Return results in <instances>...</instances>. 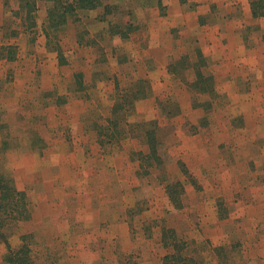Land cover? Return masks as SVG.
Wrapping results in <instances>:
<instances>
[{
	"label": "rangeland",
	"instance_id": "rangeland-1",
	"mask_svg": "<svg viewBox=\"0 0 264 264\" xmlns=\"http://www.w3.org/2000/svg\"><path fill=\"white\" fill-rule=\"evenodd\" d=\"M102 3L108 13L101 5L44 29L57 51L48 70L42 54L0 55V173L31 210L11 246L30 234L38 264H162L172 229L209 264L215 248L224 264H264V29L237 18L241 38L208 43L200 27L188 36L172 27L160 0ZM212 11L200 20L218 24ZM197 78L211 91L200 92ZM127 88L133 135L101 143L97 128ZM156 121L163 164L145 171L142 133ZM178 181L177 207L167 185ZM7 251L0 240V264Z\"/></svg>",
	"mask_w": 264,
	"mask_h": 264
},
{
	"label": "trees",
	"instance_id": "trees-1",
	"mask_svg": "<svg viewBox=\"0 0 264 264\" xmlns=\"http://www.w3.org/2000/svg\"><path fill=\"white\" fill-rule=\"evenodd\" d=\"M49 2L47 8V21L49 27H56L63 25L67 22L70 16H75L78 14V10H92L96 9L101 5L102 0H45ZM35 2V1H34ZM26 2L27 5V16H30V11L35 7ZM33 6V7H32ZM252 13L254 16L264 14V0H252L251 1ZM108 5H104V12L108 13L110 11ZM119 29L118 24H115V29ZM136 28V27H135ZM126 31L132 29L131 25H125ZM121 35L126 36L125 31H116ZM199 73V72H198ZM199 77L202 79H207L202 73H199ZM198 78L195 80L193 85L197 86L200 92L211 91V88H205L202 86ZM144 88H139L136 90L138 98H144ZM118 93L117 100L114 102L111 115L108 116V125L100 126L98 134L101 143L115 142L120 139L126 138L133 135L135 130L133 123L129 122L127 116L130 107H132L133 102L135 103V98H133V92L127 88L125 93ZM160 129L158 121H156L155 127L146 130L142 133L144 143L147 145V151H142L140 159L145 162V171H149V168L156 165L163 164V158L159 153V148L157 145L160 143L156 129ZM130 133V134H129ZM181 169L186 172L185 166L181 163ZM176 189H174L173 184H168V194L171 197L175 206H180L182 202L181 192L184 189L180 181L175 183ZM29 205V198L26 192L20 190L16 187L14 179L0 173V240L7 245V255L4 261L7 264H38L37 260L32 254L30 247L29 238L30 234H24L22 236V243L18 248H13L9 242V238L18 229L19 223L25 221L31 217ZM163 233L162 243L165 247L170 248V250L164 254L162 257V264H209L205 250L201 246L194 247L193 242L189 241L184 237L179 238L174 230L166 229ZM167 232V234H166ZM170 233V234H169ZM170 237V241L167 240ZM224 249H214V255L216 264H224V260L228 255H225ZM223 255V256H222ZM221 257V258H220Z\"/></svg>",
	"mask_w": 264,
	"mask_h": 264
},
{
	"label": "crops",
	"instance_id": "crops-1",
	"mask_svg": "<svg viewBox=\"0 0 264 264\" xmlns=\"http://www.w3.org/2000/svg\"><path fill=\"white\" fill-rule=\"evenodd\" d=\"M251 1L252 0H160L161 4L166 8V13H168V17L166 18H169L172 27H177V29L181 31L184 29L187 36L193 34L194 30L200 27L201 34L205 39L207 37L208 43L209 41H216V44H220V41L223 42L226 38L228 39V35L241 38L239 35L241 25L240 27L234 26L235 22H237V18L242 22L244 21V27L245 23L252 22L253 25H256L254 27L255 29L257 26H260V29H264L263 24L260 23V19L264 18V14L254 16L252 13ZM26 2H30V5L35 3V7L32 6L33 9L30 11L29 17L27 16L28 7ZM48 4L49 2L45 0H0V55H5L7 48L17 49L19 50V54L21 51H26V54L31 56L32 60H37L36 57L42 54L43 57L46 56L47 58H44L43 62L41 61V69L42 71L48 70L49 65L52 64V56L57 57V51L52 49L51 40L47 41L46 34L43 33L44 29L48 28ZM154 7L153 11H155V13L158 12V10H156L157 5H154ZM210 8L216 10L213 18H218V24L212 23L214 25H209V23L200 20L204 15L213 14ZM209 10H211V12L208 14ZM79 13L81 15V10H78V14ZM22 18H32L31 23L33 22V24H36L35 29L33 31L27 30V26H25V22H23ZM219 18H221L220 21ZM9 21L12 24V28L21 30L17 36L10 35L9 33H11V30L9 29L8 31L5 27V24ZM226 21L230 26L223 29L220 24ZM72 24L76 25L77 23L73 22ZM160 43L162 44V37L160 38ZM222 46L225 50L228 49V46L223 44ZM225 50L223 52H225ZM28 65H30V63H27V66ZM31 68H33V65H31L30 70Z\"/></svg>",
	"mask_w": 264,
	"mask_h": 264
}]
</instances>
